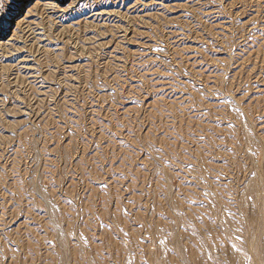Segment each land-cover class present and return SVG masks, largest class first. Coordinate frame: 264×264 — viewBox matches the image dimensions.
Here are the masks:
<instances>
[{
	"label": "rangeland",
	"instance_id": "obj_1",
	"mask_svg": "<svg viewBox=\"0 0 264 264\" xmlns=\"http://www.w3.org/2000/svg\"><path fill=\"white\" fill-rule=\"evenodd\" d=\"M0 264H264V0H0Z\"/></svg>",
	"mask_w": 264,
	"mask_h": 264
},
{
	"label": "bare ground",
	"instance_id": "obj_2",
	"mask_svg": "<svg viewBox=\"0 0 264 264\" xmlns=\"http://www.w3.org/2000/svg\"><path fill=\"white\" fill-rule=\"evenodd\" d=\"M25 2H27V1H25ZM157 2V1H156ZM48 3V2H47ZM75 4V3H74ZM57 5V4H56ZM48 6V5H47ZM36 9V8H35ZM34 12V11H33ZM45 12V11H44ZM35 13V12H34ZM98 13V12H97ZM102 14V13H101ZM46 15V14H45ZM93 16V15H92ZM32 17V16H31ZM37 17V16H36ZM94 19V18H93ZM32 20V19H31ZM43 20V19H42ZM33 21V20H32ZM35 21V20H34ZM86 21H88V20H86ZM128 22V21H127ZM41 25V24H40ZM49 30V29H48ZM40 32V31H39ZM27 33V32H26ZM31 33V32H30ZM47 33V32H46ZM45 34V33H44ZM29 37V36H28ZM37 38V37H36ZM48 38V37H47ZM33 40V39H32ZM25 44V43H24Z\"/></svg>",
	"mask_w": 264,
	"mask_h": 264
}]
</instances>
